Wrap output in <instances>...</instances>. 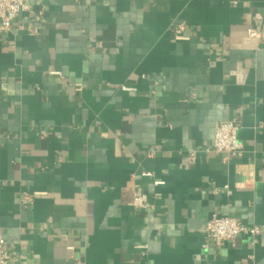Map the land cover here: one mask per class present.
<instances>
[{"label":"crops","instance_id":"0c3cea01","mask_svg":"<svg viewBox=\"0 0 264 264\" xmlns=\"http://www.w3.org/2000/svg\"><path fill=\"white\" fill-rule=\"evenodd\" d=\"M233 119L242 153L208 150ZM214 214L261 233L206 248ZM0 231L11 264H264V0H32L0 34Z\"/></svg>","mask_w":264,"mask_h":264},{"label":"built area","instance_id":"2783aa9c","mask_svg":"<svg viewBox=\"0 0 264 264\" xmlns=\"http://www.w3.org/2000/svg\"><path fill=\"white\" fill-rule=\"evenodd\" d=\"M32 0H0V34L11 29L13 20L21 12L31 8ZM179 26L177 38H183ZM127 89V88H125ZM241 123L238 119L223 120L215 125L211 147L208 150L214 153H224L227 156L240 155L243 151V143L238 139V130ZM194 157V152H191ZM133 206L137 210H151L152 205L148 196L141 190L135 192ZM261 233L258 225H248L232 216L214 214L207 222L203 237L204 247L218 246L223 241L233 240L243 234H248L256 242ZM12 257L7 248L6 240L0 231V264H11Z\"/></svg>","mask_w":264,"mask_h":264}]
</instances>
